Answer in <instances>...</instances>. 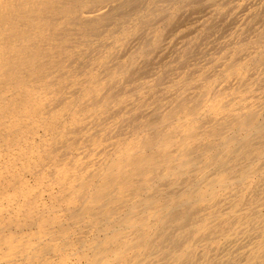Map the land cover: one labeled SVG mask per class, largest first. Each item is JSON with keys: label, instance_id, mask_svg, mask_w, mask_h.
<instances>
[{"label": "bare ground", "instance_id": "1", "mask_svg": "<svg viewBox=\"0 0 264 264\" xmlns=\"http://www.w3.org/2000/svg\"><path fill=\"white\" fill-rule=\"evenodd\" d=\"M0 264H264V0H0Z\"/></svg>", "mask_w": 264, "mask_h": 264}]
</instances>
